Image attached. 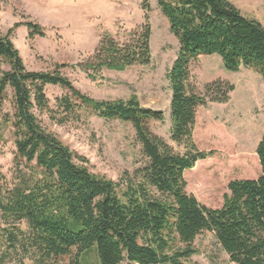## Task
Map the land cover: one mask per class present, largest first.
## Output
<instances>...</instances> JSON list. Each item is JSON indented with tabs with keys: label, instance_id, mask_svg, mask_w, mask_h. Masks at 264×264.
I'll use <instances>...</instances> for the list:
<instances>
[{
	"label": "trees",
	"instance_id": "obj_1",
	"mask_svg": "<svg viewBox=\"0 0 264 264\" xmlns=\"http://www.w3.org/2000/svg\"><path fill=\"white\" fill-rule=\"evenodd\" d=\"M178 52L166 74L171 93L170 140L177 152L151 131L161 111L127 100H94L55 72L27 71L9 37L24 26L28 39L44 37L33 23L0 32V139L9 130L15 148L9 176L0 171V264H84L93 252L97 264H184L196 254L195 239L213 234L232 264H264V134L257 147V179L233 180L220 208H207L186 191L183 174L212 155L193 142L196 111L228 102L234 87L224 80L196 91L191 64L218 55L226 70L257 72L264 82V27L229 0H157ZM145 11L148 12L146 9ZM148 14L117 41L105 34L94 52L71 66L92 82L104 71H124L151 63ZM8 69L3 70L1 67ZM66 66L61 65L60 68ZM46 86L65 95L50 108ZM84 114L131 126L144 164L117 181L92 174L86 161L46 132L39 116L57 125Z\"/></svg>",
	"mask_w": 264,
	"mask_h": 264
},
{
	"label": "rangeland",
	"instance_id": "obj_2",
	"mask_svg": "<svg viewBox=\"0 0 264 264\" xmlns=\"http://www.w3.org/2000/svg\"><path fill=\"white\" fill-rule=\"evenodd\" d=\"M240 12L264 27V0H229ZM148 10L145 11V10ZM148 14L151 27V63L124 71H104L103 79L92 82L71 66L84 61L96 49L100 38L111 35L121 41L125 32L136 29ZM30 22L40 26L44 37L28 39L24 26L13 29L9 39L27 71L55 72L66 77L82 94L94 100H127L135 96L139 103L161 111L163 121L151 122V131L175 151L170 140V90L166 74L174 62L178 43L169 32L157 0H0V32L6 35L15 24ZM61 65L66 67L60 68ZM7 70L6 66L1 67ZM196 91L203 94L205 84L224 80L234 90L226 103H209L196 111L193 142L200 152L212 155L183 174L186 191L207 208L218 209L233 180L257 179L260 167L256 147L264 134V82L252 69H225L218 55L200 56L191 64ZM49 106L55 109L57 98L65 91L46 86ZM0 113H11L5 102ZM43 129L56 136L70 151L86 161L92 174L117 181L124 172L132 173L144 164L130 125L105 121L84 114L78 122L57 125L46 115L39 116ZM15 148L9 130L0 139V171L9 176ZM196 254L184 264H232L213 234L198 236ZM84 264H97L89 252ZM59 264H68L62 259Z\"/></svg>",
	"mask_w": 264,
	"mask_h": 264
}]
</instances>
